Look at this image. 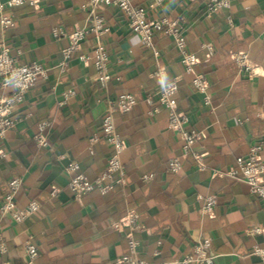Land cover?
I'll return each instance as SVG.
<instances>
[{
	"label": "crops",
	"instance_id": "crops-1",
	"mask_svg": "<svg viewBox=\"0 0 264 264\" xmlns=\"http://www.w3.org/2000/svg\"><path fill=\"white\" fill-rule=\"evenodd\" d=\"M90 1L24 3L11 9L13 26L4 28L0 22V43L6 41L14 54L19 52L21 62L38 61L50 69L17 106L16 113L30 114L0 136V153L5 154L0 157V206L15 177L22 178L18 203L25 206L38 199L42 204L22 222L0 211V236L7 244V252L0 251V264H25L26 244L31 240L39 248L36 264H109L131 253L130 237L139 241L140 258L172 260L192 252L204 235L211 237L216 264H264V256L255 252L256 246L264 249V199L253 194L242 178L217 173L235 167L239 156L264 142V0H231L230 8L212 14L207 0H164L151 9L152 19L184 17L188 48L198 55L190 72L172 36L155 33L156 56L130 28L123 12L107 4L100 12L110 30L101 38L89 34L63 64L69 37L56 36L53 30L61 26L70 34L85 25L90 13L82 6ZM133 2L148 6L151 0ZM100 41L111 54L113 78L105 88L96 81L93 60L79 57ZM202 43L213 49L201 47ZM236 51L248 52L257 74L240 70L232 55ZM159 65L169 75L180 76L178 105L190 115V125L202 131L194 149L203 167L190 154L182 156L178 172L169 169V160L182 155L183 141L169 128L168 108L151 112L157 103L147 100L160 89L153 75ZM198 73L209 80L210 103L194 85ZM70 90L73 95L63 102ZM12 91L0 84V99ZM122 92L137 98L131 111L114 115L127 143L126 180L111 190L96 189L76 197L68 186L71 176L66 165L79 161L91 178L107 167L113 146L101 138L91 152L90 139L101 132L109 106ZM41 120L50 122L48 147L39 146L34 138ZM261 156L264 159V149ZM146 174L153 176L146 179ZM209 194L217 196V204L212 212H205L204 196ZM132 209L146 229L115 227L114 222ZM255 227L262 229L251 232Z\"/></svg>",
	"mask_w": 264,
	"mask_h": 264
},
{
	"label": "built area",
	"instance_id": "built-area-1",
	"mask_svg": "<svg viewBox=\"0 0 264 264\" xmlns=\"http://www.w3.org/2000/svg\"><path fill=\"white\" fill-rule=\"evenodd\" d=\"M40 0H0V22L4 28L13 26L15 24V17L12 8L15 6L29 3L36 6ZM164 0H151L148 6L135 4L133 0H91L90 3L83 4V9L89 10V20L81 27H78L72 33L68 34L66 30L61 27L54 28L56 36H68L69 44L63 49L64 59L63 64H67L72 56L81 48L82 42L89 34L94 33L98 37H102L110 30V26L106 21L104 15L100 12L103 6L114 5L117 6L128 20L130 28L141 35L143 42L151 48L155 55H159V51L155 46L154 35L157 31H163L173 37L176 48L180 53L181 62L187 71H192L198 62V55L196 52L189 50L188 40L186 35V28L184 26V17H177L174 19L166 15L159 18H150L149 11L155 9L163 4ZM208 13L212 14L221 8H230L231 0H207ZM264 38V29H263ZM201 47H209L213 49L211 44L202 43ZM11 46L6 42L0 43V84L6 88H12L10 95L4 96L0 99V136H3L6 131L14 128L20 121L24 120L29 114L16 113L17 106L24 102L28 92L37 85V82L42 78H47L49 70L43 63L38 61L21 62L18 54H14ZM110 55L108 47L105 42L100 41L88 53L80 54L81 60L92 59L96 68V81L102 86H107L113 78L109 69ZM241 71L249 75L257 74V65L252 61L248 52L236 51L232 53ZM159 84V91L157 95L149 94L147 100L150 103H157L151 112L159 110L161 106H165L169 110L170 120L169 128L176 131L182 142V155L173 156L169 160V169L172 172H178L183 165L182 156L192 154L201 167L204 166L201 155L195 151V145L200 142L203 134L198 128L190 125V115L180 110L178 105L177 93L179 90L180 76H171L168 74L166 68L159 65L153 73ZM120 78V77H118ZM194 85L205 96V102H211V94L209 93V80L205 74L198 73L194 77ZM70 90L64 93V101L66 102L72 95ZM137 104L136 96L131 92H122L116 103H111L106 112L99 134H95L90 139L91 152H94V143L99 139H105L113 146V153L108 159L107 167L95 178H91L85 171H83L81 164L77 160H71L66 165V170L70 174L68 183L69 188L76 197L100 189L101 191H108L113 189L116 185L122 184L126 180V166L123 160V153L126 150L127 143L125 139L118 132L115 122L116 112H129ZM50 122L48 120H41L38 123V131L35 133V141L41 147H48L50 142L47 134ZM264 149V142H258L251 146L246 155L239 156L237 165L226 171L218 170L217 173L221 175H228L245 180L250 190L260 198L264 199V159L261 152ZM4 152L0 153L3 157ZM153 174H146L144 178L149 179ZM22 185V178L15 177L9 181V189L5 193L0 211L4 215H9L15 222H22L33 215L40 209L41 203L38 199H32L27 205L21 206L18 203L17 193ZM56 191V190H55ZM205 204L204 211L212 212L217 204V196L209 194L204 196ZM117 228L124 226L130 227L132 230L141 231L146 229V224L140 220V214L135 210H129L125 216L120 220L114 222ZM262 228L255 227L251 232L258 233ZM138 242L135 238L130 237L129 244L131 246V253L123 254L115 258L109 264H216V254L211 252L212 240L208 235L200 238L194 246L192 252L185 254L181 258L162 261H150L140 258L137 255L136 247ZM0 251L7 252V244L4 237L0 236ZM27 260L25 264H36V258L39 256V248L37 244L29 241L26 244ZM255 252L264 256V249L256 246ZM2 264H13L11 261H5Z\"/></svg>",
	"mask_w": 264,
	"mask_h": 264
}]
</instances>
